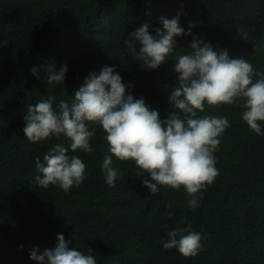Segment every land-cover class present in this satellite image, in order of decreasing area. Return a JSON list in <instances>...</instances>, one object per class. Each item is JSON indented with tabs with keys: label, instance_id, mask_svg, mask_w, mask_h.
Here are the masks:
<instances>
[{
	"label": "trees",
	"instance_id": "trees-1",
	"mask_svg": "<svg viewBox=\"0 0 264 264\" xmlns=\"http://www.w3.org/2000/svg\"><path fill=\"white\" fill-rule=\"evenodd\" d=\"M177 16L185 32L191 24L198 39L264 70V0H0V264H35L29 249L54 248L58 234L97 264H264V136L242 121V106L205 109L226 116L231 127L215 153L219 176L196 208L188 207L183 188L161 187L152 195L136 166L115 157L113 167L123 175L108 187L101 168L111 153L98 126L89 125L91 154L73 153L63 135L36 144L23 135L29 106L49 96L56 97L54 107L60 99L70 103L89 73L104 66L114 67L126 92L166 119L175 58L190 51L192 36L176 37L173 56L155 70L135 60L140 42L130 40L133 51L125 40L144 24L154 35L160 17ZM241 25L246 39L237 31ZM49 65L57 71L67 65L63 85L48 84ZM36 66L40 80L30 74ZM57 143L86 164L84 181L68 192L35 182L42 175L36 158L43 162ZM173 227L199 232L202 251L185 258L165 250Z\"/></svg>",
	"mask_w": 264,
	"mask_h": 264
},
{
	"label": "clouds",
	"instance_id": "clouds-1",
	"mask_svg": "<svg viewBox=\"0 0 264 264\" xmlns=\"http://www.w3.org/2000/svg\"><path fill=\"white\" fill-rule=\"evenodd\" d=\"M159 23L162 27L154 35L144 24L128 34L125 44L135 51L130 40L139 41L141 47L135 51V60L141 68L155 70L173 56L176 37L192 36L190 51L175 58L177 83L170 89L172 110L166 119H161L158 111L149 110L143 97L127 93L128 86L114 67L104 66L98 74L89 73L70 103L60 99L54 107L56 97L49 96L29 106L22 132L33 144L63 135L70 141L73 153L91 154L95 129L90 130L89 125L98 126L111 153L104 157L101 168L108 187H115L118 176L123 175L113 167L115 157L136 166V177L152 195L161 187L174 191L183 188L188 207L196 208L203 190L219 176L215 153L231 127L226 116L204 114L205 109L242 106V121L255 134L264 136V70L255 68L244 57L232 58L226 49H214L198 39L191 32V24L185 32L178 16L160 17ZM237 31L241 38L248 37L243 25ZM40 72V66L30 70L37 80ZM66 73L67 65L58 71L55 65H49L48 84L63 85ZM68 152L69 148L57 143L43 155V162L37 157L35 168L42 175L35 177L36 184L44 189L56 186L65 192L78 188L85 179L86 164L79 155L70 156ZM167 237L163 248H175L185 258L195 257L203 249V237L197 231L173 227ZM56 240L54 248L42 252L31 247L29 259L35 264H97L93 255L69 247L70 241L63 234H58Z\"/></svg>",
	"mask_w": 264,
	"mask_h": 264
}]
</instances>
